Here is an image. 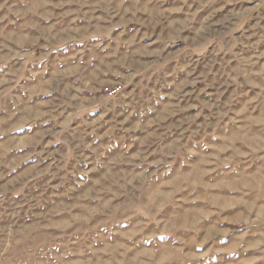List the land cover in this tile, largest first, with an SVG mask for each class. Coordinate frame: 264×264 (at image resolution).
<instances>
[{
  "label": "rangeland",
  "instance_id": "1",
  "mask_svg": "<svg viewBox=\"0 0 264 264\" xmlns=\"http://www.w3.org/2000/svg\"><path fill=\"white\" fill-rule=\"evenodd\" d=\"M0 264H264V0H0Z\"/></svg>",
  "mask_w": 264,
  "mask_h": 264
},
{
  "label": "crops",
  "instance_id": "2",
  "mask_svg": "<svg viewBox=\"0 0 264 264\" xmlns=\"http://www.w3.org/2000/svg\"><path fill=\"white\" fill-rule=\"evenodd\" d=\"M79 108L80 107H71V108H64V109L66 113H70V116H72L79 112L80 110ZM30 126H31V123L23 125L22 127H19L17 129V130H21L24 133L29 132L28 137L24 136L18 139V141L16 142V145H18V147H21L22 149L27 148V147L33 149L34 147L44 142L43 140L40 139L42 137L44 140H47L46 142H51L49 144L54 146L51 152L48 153L49 155L52 154L53 156H57L59 155L58 153H64L63 152L64 147H69L70 151L74 152L73 146L68 142L70 141L69 139L70 136H67L63 133L64 130H66L68 126H64L63 128H60L59 132H55V133L50 131L49 129L48 130L43 129L41 130V133H39V137H36L37 134H34V131L36 130L37 127L32 125L31 129H28ZM31 133L33 136H31ZM55 146H57L58 149H55L56 148Z\"/></svg>",
  "mask_w": 264,
  "mask_h": 264
},
{
  "label": "built area",
  "instance_id": "3",
  "mask_svg": "<svg viewBox=\"0 0 264 264\" xmlns=\"http://www.w3.org/2000/svg\"><path fill=\"white\" fill-rule=\"evenodd\" d=\"M121 87H106L104 91L106 92L107 96H114L120 91Z\"/></svg>",
  "mask_w": 264,
  "mask_h": 264
}]
</instances>
